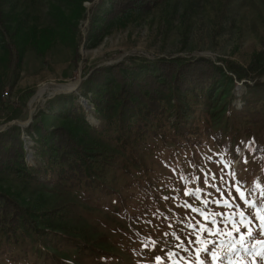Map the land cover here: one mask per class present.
<instances>
[{"label":"rangeland","instance_id":"1","mask_svg":"<svg viewBox=\"0 0 264 264\" xmlns=\"http://www.w3.org/2000/svg\"><path fill=\"white\" fill-rule=\"evenodd\" d=\"M98 4L0 0V131L19 125L25 164L43 166L38 124L70 128L64 112L79 105L107 153L94 157L102 176L89 187L0 171V190L50 223L0 235V264H264V74L258 83L230 72L264 57V0H160L119 16L95 14ZM175 57L221 69L206 102L187 105L183 134L170 126L177 97L166 93L167 121L135 139L133 111L113 99L104 112L93 102L100 85L83 83L99 66Z\"/></svg>","mask_w":264,"mask_h":264},{"label":"trees","instance_id":"2","mask_svg":"<svg viewBox=\"0 0 264 264\" xmlns=\"http://www.w3.org/2000/svg\"><path fill=\"white\" fill-rule=\"evenodd\" d=\"M158 1L160 0H108L105 9L100 10L106 3L99 0V8H96L95 14L126 15L149 9ZM7 50L10 55L13 48L9 45ZM235 67L230 72L238 79L248 77L252 72V80L260 83L259 77L264 74L263 53H256L246 67ZM220 71V66L208 57H175L170 60L155 59L152 63L131 67L123 63L109 67L99 66L90 72L83 83L90 81L100 85L96 88V95L99 97L94 96L93 102L104 112H108V107L116 100L119 102L120 112L126 109L145 117V121L140 122V119L131 114L127 122V130L138 139L143 138L147 124L160 125L167 121L165 110H168L169 102L164 97L166 93L177 97L172 99L173 120L170 126L178 134H183L182 127L188 116L187 105L200 107L206 102L209 90L220 77ZM129 72L131 73L128 74ZM113 83H118V87ZM64 116L70 118L73 127L60 125L46 129L41 123L38 124V140L41 151L46 156L43 166L25 164L19 125L13 124L0 131V171L13 168L21 175H33L40 170L46 174H57L59 180H64L68 185L84 187H89L97 177L102 176L99 171L102 168L95 170L98 163L94 166V157L106 151L99 142L98 135H90V127L84 120L81 106L68 108ZM32 126L26 131L31 130ZM97 171L98 176H94ZM40 209L36 204L23 206L9 193L0 190V235L7 240L23 236L25 232L37 235L40 230L37 223L50 226L48 214L43 217L44 211ZM47 212L52 214L53 210L49 209Z\"/></svg>","mask_w":264,"mask_h":264},{"label":"snow or ice","instance_id":"3","mask_svg":"<svg viewBox=\"0 0 264 264\" xmlns=\"http://www.w3.org/2000/svg\"><path fill=\"white\" fill-rule=\"evenodd\" d=\"M243 163L246 164L247 161H243ZM204 182L207 183V181H204ZM233 187L235 188L236 194H237L240 198H244V193H243L238 187H236L235 185H233ZM184 194H185L186 196H187V195H190V193H188V192H185ZM225 195H227V193H225ZM261 219L264 220V217H261ZM249 234H250V232H249ZM159 259H160V258L157 257V260H159ZM212 259H213V261L215 262V260H216V256H215V254L212 255ZM200 264H203V261H201Z\"/></svg>","mask_w":264,"mask_h":264},{"label":"bare ground","instance_id":"4","mask_svg":"<svg viewBox=\"0 0 264 264\" xmlns=\"http://www.w3.org/2000/svg\"><path fill=\"white\" fill-rule=\"evenodd\" d=\"M74 84H67V85H61V88H72ZM43 93V88H40L36 94V97H38L39 95H41Z\"/></svg>","mask_w":264,"mask_h":264},{"label":"water","instance_id":"5","mask_svg":"<svg viewBox=\"0 0 264 264\" xmlns=\"http://www.w3.org/2000/svg\"><path fill=\"white\" fill-rule=\"evenodd\" d=\"M64 91L66 92V91H69V90H64ZM17 123H19L21 125L23 124V122H21V121H18Z\"/></svg>","mask_w":264,"mask_h":264}]
</instances>
